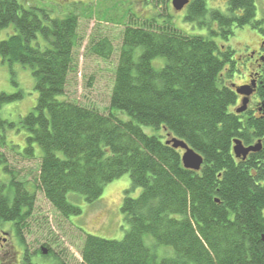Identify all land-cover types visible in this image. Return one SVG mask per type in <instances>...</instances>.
Listing matches in <instances>:
<instances>
[{
    "label": "trees",
    "instance_id": "16d2710c",
    "mask_svg": "<svg viewBox=\"0 0 264 264\" xmlns=\"http://www.w3.org/2000/svg\"><path fill=\"white\" fill-rule=\"evenodd\" d=\"M162 2L151 0L153 7ZM51 10L43 0H0V31L13 28L0 41V60L14 86L12 65L30 69L37 93L19 121L26 147L22 155L12 152L37 161L36 170L19 177L0 155L10 176L0 182V236L11 223L24 246L21 264H32L22 232L37 192L69 220L81 215V199L97 202L124 175L131 189L120 211L128 230L121 240L85 235L80 264H264V117L253 115L256 100L236 113L241 104L229 85L240 72L232 49L218 45L242 28L264 38L255 0H228L225 12L194 0L184 19L204 36L187 35L169 15L128 14L127 24L117 23L124 29L102 110L67 97L68 79L77 72L79 19ZM112 46L107 39L91 41L86 52L107 62ZM257 95L263 102L264 87ZM22 98L21 92L0 93V111ZM14 127L0 119V130ZM171 139L201 156L198 172L183 168L182 152L166 145ZM0 140L7 147L5 137ZM235 140L246 147L260 143V151L236 159ZM133 190H139L136 198Z\"/></svg>",
    "mask_w": 264,
    "mask_h": 264
},
{
    "label": "rangeland",
    "instance_id": "374dc122",
    "mask_svg": "<svg viewBox=\"0 0 264 264\" xmlns=\"http://www.w3.org/2000/svg\"><path fill=\"white\" fill-rule=\"evenodd\" d=\"M208 10L225 12L228 0H205ZM171 0L153 7L151 0H43V6L52 9L55 16L64 17L68 14L78 16L79 45L77 48V72L69 77L65 93L70 100L81 105H93L99 109H106L113 84V71L118 61L122 31L127 24L126 16L133 15L140 19L144 16L172 17L174 26L190 36H204L206 31L198 29L185 22V12H175L170 4ZM76 4V5H74ZM256 19L264 25V0H255ZM75 7L73 11H70ZM51 10V11H52ZM130 11V12H129ZM129 22V21H128ZM117 23H119L117 25ZM139 23V22H138ZM13 28L0 31V41L12 33ZM107 39L112 43L113 55L110 60L103 62L87 54V45ZM260 37L248 28L236 30L228 42L220 41L218 45H227L237 50L239 45L255 46ZM241 49V48H240ZM240 54V50L237 52ZM9 65L0 60V93L16 94L21 92L23 98L19 101L4 105L0 111V119L14 124L13 129L0 130V137H5L7 147L0 140V155L9 169L19 173V177L29 178L30 172L37 167L36 162L23 160L22 155L26 147V133L20 129L19 121L26 116L36 104L37 93L31 71L28 68L13 64V82ZM235 73L230 83L240 85L247 80V74ZM240 106V104H239ZM1 160V159H0ZM1 162V161H0ZM5 164L0 163V182L6 183L10 176L4 172ZM131 189L128 175L111 182L103 191L99 200L93 204L84 203L81 199L76 205L81 209V215L70 217L69 220L59 216L45 199L37 192L35 211L22 232L23 241L32 264H80V249L85 235H92L107 240H121L128 230L120 209L124 192ZM139 190L130 192L131 198H136ZM6 236H0V264H21L24 246L12 231V224L4 226ZM10 232V233H8ZM45 250L49 256L34 254ZM34 254V255H33ZM46 254V255H47Z\"/></svg>",
    "mask_w": 264,
    "mask_h": 264
},
{
    "label": "flooded vegetation",
    "instance_id": "af4514ba",
    "mask_svg": "<svg viewBox=\"0 0 264 264\" xmlns=\"http://www.w3.org/2000/svg\"><path fill=\"white\" fill-rule=\"evenodd\" d=\"M193 1L194 0H189L188 5L185 6L182 11L186 13ZM239 50L240 54H237ZM232 51L234 54L231 57V61L234 62L236 71L241 73L239 77L244 79V77L241 76L243 73H245L247 74V80L245 82H242V84L240 85L230 83L229 86L231 88L252 87L253 90L248 100L247 109H249L252 102L256 100V104L253 106V115L256 117H261L262 113L259 112L258 106L261 101L258 98L257 91L259 87H264V38H260L255 46L240 44L237 50L232 49ZM228 68L229 66H227V69ZM242 99L243 97L237 96V107L239 106V104H241ZM2 236H6V234L3 233ZM0 241L4 242L5 239H0Z\"/></svg>",
    "mask_w": 264,
    "mask_h": 264
},
{
    "label": "water",
    "instance_id": "95a60500",
    "mask_svg": "<svg viewBox=\"0 0 264 264\" xmlns=\"http://www.w3.org/2000/svg\"><path fill=\"white\" fill-rule=\"evenodd\" d=\"M188 3L189 0H171V5L175 12H181L183 8L188 5ZM252 90V87H242L236 89L235 93L238 96L243 97L241 101V107L236 110L237 114L245 112L248 105L249 97L252 94ZM259 112H261L264 117V101L261 102L259 105ZM166 145L172 146L174 150H180L182 152L181 162L185 170L193 172H198L200 170L203 163L201 156H199L195 151L190 149L184 142L176 139H171L166 142ZM260 148V143L246 147L242 144L241 141L235 140L233 142L232 152L236 159L244 160L249 154L257 153L258 151H260ZM261 239L264 243V235H262ZM42 254L46 255L47 253L45 250H42Z\"/></svg>",
    "mask_w": 264,
    "mask_h": 264
}]
</instances>
